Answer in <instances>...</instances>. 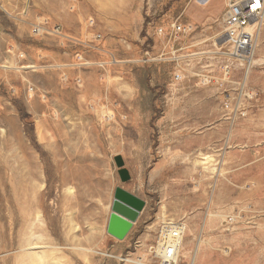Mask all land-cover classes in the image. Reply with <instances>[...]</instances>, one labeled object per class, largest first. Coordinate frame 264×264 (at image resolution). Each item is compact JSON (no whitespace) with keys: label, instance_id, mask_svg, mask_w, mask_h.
Segmentation results:
<instances>
[{"label":"rangeland","instance_id":"rangeland-1","mask_svg":"<svg viewBox=\"0 0 264 264\" xmlns=\"http://www.w3.org/2000/svg\"><path fill=\"white\" fill-rule=\"evenodd\" d=\"M226 4L0 0L3 34L25 26L97 55L47 80L45 59L1 64L0 264H164L150 251L176 225L175 264H264V25L247 62L231 57ZM176 21L193 29L175 41ZM40 86L82 98L38 125L25 94ZM118 189L144 202L124 240L107 231Z\"/></svg>","mask_w":264,"mask_h":264},{"label":"crops","instance_id":"crops-1","mask_svg":"<svg viewBox=\"0 0 264 264\" xmlns=\"http://www.w3.org/2000/svg\"><path fill=\"white\" fill-rule=\"evenodd\" d=\"M3 27L0 26V67H3L1 64H8L7 68L13 67H35L42 66L40 60L45 59L44 67H37L36 75H41L42 78L47 80L49 76H52L51 73H55L53 75L61 76L62 73L69 72L77 67V65H81L83 63L78 62V58H82L84 55L79 53V49L77 47H73L70 44L65 43L62 40H57L53 37H31V32L25 26H18L16 32L10 31L3 34ZM33 39L36 42V45H33L30 49H26L23 45L22 40ZM82 56V57H81ZM97 56L93 53L85 54L84 56V64H92L93 58ZM2 71H6L3 69ZM20 72V77L24 80H32L33 81H44L42 78H35L33 76H29L23 71L17 69ZM13 77V76H12ZM11 77V78H12ZM11 78L7 77L8 85L11 83ZM51 78V77H50ZM49 78L50 82L52 81ZM54 81V80H53ZM36 86V85H35ZM58 89V87L54 90L57 92V96L50 95V92H53L52 87L48 88L47 86H40L37 91H34L33 88H30L25 94V98L28 102L29 113L34 118L35 122L39 124L50 123L54 120V110H57L60 114L63 113L65 100L69 97H73L74 95L78 96L79 100H81V96L72 92L73 89L63 88ZM47 92L48 96L47 100L43 97V92ZM59 100V101H58ZM50 121V122H49Z\"/></svg>","mask_w":264,"mask_h":264},{"label":"built area","instance_id":"built-area-1","mask_svg":"<svg viewBox=\"0 0 264 264\" xmlns=\"http://www.w3.org/2000/svg\"><path fill=\"white\" fill-rule=\"evenodd\" d=\"M263 25L264 0H227L222 26L231 57L247 62L255 51L256 38ZM192 29L176 21L168 36L176 41L179 35L191 33ZM42 30V28H36L34 33H40ZM163 32V29H159V34ZM52 33L60 35L59 30ZM183 232V225L163 227L160 231L159 243L150 251L153 258L175 264L177 252L179 253L182 246ZM167 238L169 240L165 242ZM160 253H163V256Z\"/></svg>","mask_w":264,"mask_h":264},{"label":"water","instance_id":"water-1","mask_svg":"<svg viewBox=\"0 0 264 264\" xmlns=\"http://www.w3.org/2000/svg\"><path fill=\"white\" fill-rule=\"evenodd\" d=\"M116 161L120 167L123 166L121 158ZM120 175L123 181L129 179L126 170H121ZM115 197L107 231L112 237L124 240L133 229L140 212L144 208V202L122 189L117 190Z\"/></svg>","mask_w":264,"mask_h":264},{"label":"bare ground","instance_id":"bare-ground-1","mask_svg":"<svg viewBox=\"0 0 264 264\" xmlns=\"http://www.w3.org/2000/svg\"><path fill=\"white\" fill-rule=\"evenodd\" d=\"M169 224H170V223H169ZM171 224H172V223H171ZM167 225H168V224H167ZM168 240H169V239L167 238V240H166L165 242H168ZM160 254L163 256V253H160ZM176 257H178V252H177ZM163 263H164V264H168L166 261H164Z\"/></svg>","mask_w":264,"mask_h":264}]
</instances>
